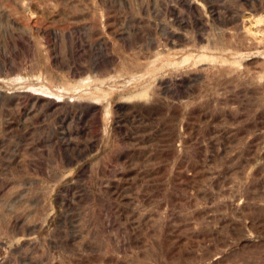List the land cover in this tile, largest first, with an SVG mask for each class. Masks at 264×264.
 Instances as JSON below:
<instances>
[{"label": "rangeland", "instance_id": "obj_1", "mask_svg": "<svg viewBox=\"0 0 264 264\" xmlns=\"http://www.w3.org/2000/svg\"><path fill=\"white\" fill-rule=\"evenodd\" d=\"M0 264H264V0H0Z\"/></svg>", "mask_w": 264, "mask_h": 264}]
</instances>
